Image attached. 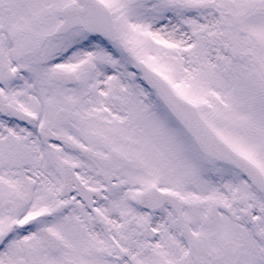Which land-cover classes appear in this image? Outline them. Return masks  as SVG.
I'll return each instance as SVG.
<instances>
[{
  "label": "snow or ice",
  "instance_id": "snow-or-ice-1",
  "mask_svg": "<svg viewBox=\"0 0 264 264\" xmlns=\"http://www.w3.org/2000/svg\"><path fill=\"white\" fill-rule=\"evenodd\" d=\"M0 264H264V0H0Z\"/></svg>",
  "mask_w": 264,
  "mask_h": 264
}]
</instances>
